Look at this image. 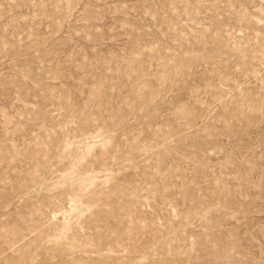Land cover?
<instances>
[{
  "label": "rangeland",
  "instance_id": "374dc122",
  "mask_svg": "<svg viewBox=\"0 0 264 264\" xmlns=\"http://www.w3.org/2000/svg\"><path fill=\"white\" fill-rule=\"evenodd\" d=\"M0 264H264V0H0Z\"/></svg>",
  "mask_w": 264,
  "mask_h": 264
}]
</instances>
